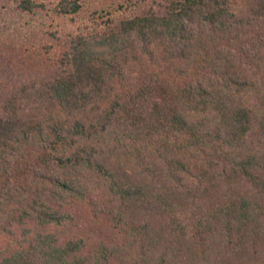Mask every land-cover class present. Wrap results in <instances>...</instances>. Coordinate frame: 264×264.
Instances as JSON below:
<instances>
[{"label": "trees", "instance_id": "obj_1", "mask_svg": "<svg viewBox=\"0 0 264 264\" xmlns=\"http://www.w3.org/2000/svg\"><path fill=\"white\" fill-rule=\"evenodd\" d=\"M82 2L0 0V264H264V0Z\"/></svg>", "mask_w": 264, "mask_h": 264}, {"label": "rangeland", "instance_id": "obj_2", "mask_svg": "<svg viewBox=\"0 0 264 264\" xmlns=\"http://www.w3.org/2000/svg\"><path fill=\"white\" fill-rule=\"evenodd\" d=\"M126 0H83V9L81 17L88 18L93 13H103L113 11L119 5L124 4ZM78 220V227L71 230L69 226L64 229L65 235H75L85 238L88 242L98 239H106L111 241L114 238L112 229L104 222V220L93 221L82 206H78L75 211ZM93 240V241H92Z\"/></svg>", "mask_w": 264, "mask_h": 264}]
</instances>
